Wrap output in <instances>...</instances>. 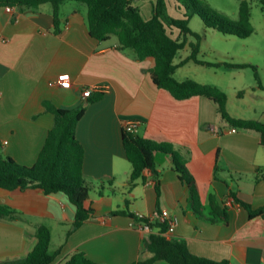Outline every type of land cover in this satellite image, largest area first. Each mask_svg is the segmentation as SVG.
<instances>
[{
  "label": "crops",
  "instance_id": "1",
  "mask_svg": "<svg viewBox=\"0 0 264 264\" xmlns=\"http://www.w3.org/2000/svg\"><path fill=\"white\" fill-rule=\"evenodd\" d=\"M155 2L138 0L148 17ZM8 6L0 5V139L4 153L33 165L55 124L47 104L85 105L77 137L85 148L84 177L92 185L95 212L75 227L76 207L64 193L0 188V204L15 210L13 217H0V263L25 257L37 244L41 225L51 229L50 249L60 250L55 264L78 251L104 264L144 261L152 256L145 240L160 227L154 220L140 228L136 215L141 212L149 217L166 213L171 221L164 234L185 240L194 254L230 264H264V216L252 217L232 194L254 209L264 207L260 133L234 130L206 96L177 99L157 86L151 78L154 58L138 59L133 49L120 47L116 36L101 41L90 34L87 4L63 2L59 31L51 2ZM63 73L71 76L67 86L58 83ZM87 88L103 93L102 98L90 101L84 95ZM227 108L234 117L264 121V113L260 118L249 117L232 109L229 97ZM130 119L139 120L140 135L170 141L183 151L198 183L205 216L192 208L188 186L179 178L171 154L158 152V174L146 169L131 185L133 167L123 145V125ZM211 195L227 206V223L209 219ZM118 210L127 212L113 214Z\"/></svg>",
  "mask_w": 264,
  "mask_h": 264
},
{
  "label": "trees",
  "instance_id": "2",
  "mask_svg": "<svg viewBox=\"0 0 264 264\" xmlns=\"http://www.w3.org/2000/svg\"><path fill=\"white\" fill-rule=\"evenodd\" d=\"M67 0H0V5L18 6L20 8L35 7L51 2L54 7L56 29L59 31L63 2ZM88 5V24L90 34L101 41L118 38L121 48H131L140 60L154 58L155 65L151 69L153 82L167 89L177 99H187L193 96H206L218 105V111L233 127L238 129L256 130L260 133L261 144L264 146V121L254 118L232 116L227 108L228 94L221 87L201 83L194 78L180 80L176 77L177 69L194 62L209 67H219L222 64L229 67H247L248 63L214 62L200 57L202 35L194 32L190 26L191 18L199 15L205 25L225 34L248 37L254 31L251 21V7L248 0H241L239 19L234 20L223 14L205 0H174L178 9L185 8L182 17L170 13L169 0H156L152 14H145L138 0H74ZM264 5V0L262 1ZM174 29L179 30L175 36ZM194 35L196 40L189 41ZM190 53L176 63L175 59L187 45ZM103 93H93L90 101L102 98ZM55 115V124L49 130L46 142L33 165L18 162L6 155L0 139V188L9 190L34 188L45 194L64 193L76 207L75 227L81 226L95 212L90 198L92 185L84 177V145L77 137V125L84 116L86 107L81 104L76 107H56L47 104ZM123 145L126 157L132 163L131 185L143 176L146 169L156 175V154L164 152L173 157L175 170L179 178L186 183L190 192L192 208L201 216L204 214V204L196 178L187 166V157L180 148L170 141H157L123 129ZM160 193V185L157 183ZM236 201L242 203L252 217L264 216V207L254 209L251 204L242 201L232 193ZM211 221H229L227 206L210 197ZM126 210L113 212L126 213ZM15 210L5 204H0V217H13ZM146 222H150L145 220ZM153 222V221H152ZM150 222V223H152ZM153 224L160 227L145 240V247L152 256L144 261L133 264L154 263L158 260L170 264H230L229 260L216 261L191 252L185 240L168 238L164 232L169 228L168 222L156 220ZM38 241L35 247L23 258L5 261L0 264H55L60 250L50 249L52 235L47 225H41L36 232ZM61 264H104L93 260L83 251L75 252Z\"/></svg>",
  "mask_w": 264,
  "mask_h": 264
},
{
  "label": "rangeland",
  "instance_id": "3",
  "mask_svg": "<svg viewBox=\"0 0 264 264\" xmlns=\"http://www.w3.org/2000/svg\"><path fill=\"white\" fill-rule=\"evenodd\" d=\"M169 0L170 13L175 17H182L186 10L178 9ZM211 6L234 20L239 19L241 0H205ZM251 7V21L253 33L248 37L225 34L214 28L207 27L203 19L195 14L191 18L190 26L194 32L202 35L200 57L214 62L248 63L247 67H229L222 64L219 67L198 65L194 62L182 66L177 70L179 79L196 77L206 80V83L217 84L224 89L229 97L232 109L242 110L249 117H259L264 113V5L263 0H248ZM83 5L85 3L74 1ZM147 14V11H145ZM175 36L179 30L174 29ZM194 35L189 41H195ZM191 51L188 44L180 50L175 62L178 63Z\"/></svg>",
  "mask_w": 264,
  "mask_h": 264
},
{
  "label": "built area",
  "instance_id": "4",
  "mask_svg": "<svg viewBox=\"0 0 264 264\" xmlns=\"http://www.w3.org/2000/svg\"><path fill=\"white\" fill-rule=\"evenodd\" d=\"M8 9H11V6H8ZM70 82H71V76L69 73H63L59 76L58 83L60 85L67 86L70 84ZM100 90L102 89L98 88V91ZM93 91L94 90L92 88H87L84 91V95L90 96L93 93ZM139 123L140 122L137 119H130L124 122L123 128L127 131L138 133ZM234 130H236V128H234ZM136 220H138V222L140 223L139 225L140 228H146L149 224H151L150 222L154 220H159L160 222H168V223L171 221L169 216L166 213H157L156 216L149 217L141 212L136 215ZM145 220H148L150 222H146Z\"/></svg>",
  "mask_w": 264,
  "mask_h": 264
},
{
  "label": "bare ground",
  "instance_id": "5",
  "mask_svg": "<svg viewBox=\"0 0 264 264\" xmlns=\"http://www.w3.org/2000/svg\"><path fill=\"white\" fill-rule=\"evenodd\" d=\"M92 95V94H91ZM140 213V212H139Z\"/></svg>",
  "mask_w": 264,
  "mask_h": 264
}]
</instances>
